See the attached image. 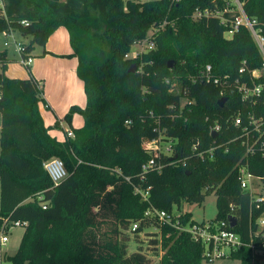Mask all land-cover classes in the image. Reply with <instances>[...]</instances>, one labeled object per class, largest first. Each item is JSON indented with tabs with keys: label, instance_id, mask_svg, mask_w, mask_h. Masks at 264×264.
<instances>
[{
	"label": "trees",
	"instance_id": "trees-1",
	"mask_svg": "<svg viewBox=\"0 0 264 264\" xmlns=\"http://www.w3.org/2000/svg\"><path fill=\"white\" fill-rule=\"evenodd\" d=\"M2 1L0 33L12 28L28 38L30 54L37 46L45 47L60 27L68 30L87 97L85 109L73 107L65 117L71 125L73 115L79 113L84 126L73 130L74 138L58 141L49 134L40 112L44 101L40 84L32 76L9 78L8 53L0 52V229L7 218L29 223L11 263L151 264L142 248L129 253L128 239L122 237L138 222L134 234L157 229L147 236L158 264H203L201 242L187 232L160 228L145 213L151 207L171 213L181 210L183 203L201 205L214 194L217 216L212 223L230 224L234 219L231 230L247 244L229 257L241 264H260L263 259L249 245L264 247L257 223L264 207L255 210L250 194L241 189L236 167L245 149L239 140L231 142L239 134L232 117L241 97L229 94L221 107L220 88L188 81L207 65L216 74L232 76L238 75L244 62L250 71L261 66L262 55L247 29L227 39L229 26L220 19L193 18L197 9L222 8L224 0ZM239 2L258 21L264 36V0ZM25 20L28 26L21 24ZM161 24L164 28L152 37L155 48L127 58L133 45ZM172 61L175 67L169 69ZM133 64L138 68L131 73ZM167 78L188 84L193 105L180 109L181 96L169 92ZM249 111L264 118V89ZM215 122L222 127L216 140L210 135ZM158 126L177 140L174 156L179 161L164 156L161 172L143 173V165L152 157L144 145L158 138ZM194 145L202 151L215 147L214 158L201 161L192 154ZM52 158L60 159L68 172L57 187L44 168ZM249 169L264 178V158L251 157ZM136 187L149 192L148 200L135 193ZM38 194L49 202L47 210L38 203ZM183 215L184 224L192 221L190 213Z\"/></svg>",
	"mask_w": 264,
	"mask_h": 264
},
{
	"label": "built area",
	"instance_id": "built-area-1",
	"mask_svg": "<svg viewBox=\"0 0 264 264\" xmlns=\"http://www.w3.org/2000/svg\"><path fill=\"white\" fill-rule=\"evenodd\" d=\"M0 9L4 14L5 9L2 0H0ZM193 18L195 20L203 18L220 19L221 24L229 26V31L225 34L227 39H231L235 33L239 32L242 28L247 29L252 35L262 55L263 59L259 68L250 71L244 62L237 76L216 74L213 67L211 65H207L205 68L199 69L195 75H190L188 77L190 84L203 82L206 84H213L220 88L221 98H227L228 100L229 94H235L241 97V106L232 117V125L239 130V134L231 141L233 142L239 140L241 146L245 149L244 157L236 167L238 180L241 189L250 194L252 207L255 210H262L264 207V178L256 176L250 171L249 159L256 155H260L264 158V118H257L254 112L249 111V109L257 105L264 89L263 83L257 82L258 80L264 81L263 30L259 27L256 19L250 18L245 13L243 5L239 2V0H224L222 8L217 6L215 9H197L194 12ZM21 24L23 26H28L29 22L25 20L22 21ZM164 26L165 24H161L159 28L152 30L146 39L136 42L133 45L132 52L127 55V58H137L142 54L153 50L155 45L152 37L164 28ZM0 34L3 38L9 41L5 43L6 46L11 44V46L14 47L19 56V64L27 69L30 68L34 59L32 54L27 51L28 44L24 43L25 38L12 28L3 31ZM136 47L143 50L140 52L136 51L134 50ZM166 84L169 86L170 93L181 96V110H183L185 106L193 105L194 101L189 97L188 84H184L182 80L170 78L166 79ZM39 87L41 89L40 85ZM153 116L154 114L151 113V117ZM160 120V118L157 119V123L159 125ZM126 124H130V122L126 121ZM221 130L222 127L218 122L211 124V137L214 132L218 133L219 137ZM156 131L158 133V138L153 141L146 142L144 145L145 149L149 151L152 157L146 164L143 165V173H147L152 170L161 172L163 164L160 162V159L164 156L173 157L175 155L177 140L167 135L166 128H160V126H158ZM66 137L74 138L75 134L73 130H67ZM220 146L222 147L224 144ZM215 149V147H211L208 150L202 151L199 150L198 145H194L192 154L196 155V157L201 161H206L214 158ZM177 161H179V159H177ZM182 163L186 165L185 160H182ZM44 168L50 176L54 187L59 186L68 177L67 169L60 159L52 158L44 163ZM117 173L121 174V171H117ZM142 178H144V176H142ZM126 180L130 181L129 178H126ZM149 189L150 188H148V190ZM135 193L141 195L143 199L148 200V191L144 192L140 188L136 187ZM29 201H34V198H31ZM37 201L44 210H47L49 202L45 201L43 194L37 195ZM182 215L183 214L175 213V211L169 213L157 210L153 207L145 213V217L155 219L160 228L168 226L175 228L180 232H187L191 235L193 240L201 242L204 245V260L210 263H214L218 259L226 258L230 256L232 251H237L242 247L247 246L241 237L231 230L230 224L226 221H222L217 224L190 221L188 224H184ZM257 223L262 232L260 235L264 238V212L258 218ZM28 225L29 223L27 221H13L9 218L4 220L2 228L0 229V264H12L10 261L12 256H8L5 251V248H7V245L10 242V229H26ZM138 229V222L133 223L130 227V231L132 233H136ZM249 246L252 248L255 255L264 260V247L258 248L254 243H251ZM226 249L229 250V252H227Z\"/></svg>",
	"mask_w": 264,
	"mask_h": 264
},
{
	"label": "crops",
	"instance_id": "crops-1",
	"mask_svg": "<svg viewBox=\"0 0 264 264\" xmlns=\"http://www.w3.org/2000/svg\"><path fill=\"white\" fill-rule=\"evenodd\" d=\"M6 42H4V46L12 48V46H6ZM1 51H7L8 53L10 63L6 75L9 78L21 80L31 78L17 75L15 65L19 64L18 55L11 57L8 49H1ZM31 54L35 56V60L33 66L30 67V71L19 65L26 69L29 76H32L41 86L44 101L40 103V112L46 127L50 128L49 134L58 141L64 142L67 139V130L81 129L85 124L84 117L76 113L73 115L71 125H68L65 121L66 115L73 107L85 109L87 106L84 83L77 75L78 58L72 56L73 49L70 44L68 30L65 27H60L49 38L45 47L37 46ZM1 124L0 115V135Z\"/></svg>",
	"mask_w": 264,
	"mask_h": 264
},
{
	"label": "rangeland",
	"instance_id": "rangeland-1",
	"mask_svg": "<svg viewBox=\"0 0 264 264\" xmlns=\"http://www.w3.org/2000/svg\"><path fill=\"white\" fill-rule=\"evenodd\" d=\"M124 1H126V2L127 1L147 2V1H151V0H124ZM5 41L9 42L7 39L3 38L2 35L0 34V50L1 49H8L11 57H14L15 55L17 56L18 54L16 53L13 46H12V48H6L4 46ZM28 42H29V39L26 40V38H25L24 43L28 44ZM10 46H11V44L9 45V47ZM134 50L140 52L143 49L136 47ZM32 57L35 60V56L32 55ZM15 66H16L15 70L17 72V75H21V76L23 75L25 77H30L29 74L27 73L26 69H23L19 64L15 65ZM21 68H22V70H21ZM67 127H69V126H67ZM0 193H1V187H0ZM174 211H175V213H178V214L190 213L192 216V221H195L197 223H203V222L208 223V224L212 223L217 216L216 196L214 194L207 196L205 201L201 205H198V204L191 205L189 203H183L181 210L175 209ZM184 216L185 215H182V217H184ZM24 232H25L24 228H11L10 229V231H9L10 242L8 243L7 248H5L6 254L8 256H10V257L14 256L17 253ZM150 232H157V229L150 228L149 230L145 231L144 233H141L138 235L132 233L130 230L123 231L122 237L123 238L125 237L128 239L127 244H128L129 253L137 252L140 250V248H142L143 253L150 258L151 264H158L159 258L156 255V251L152 247H148L149 242L151 240V237L147 236V234ZM226 251L229 252V250H227V249H226ZM203 264H240V262H239V260L232 259L228 256L226 258L218 259L214 263H210V262H207L204 260ZM260 264H264V260H262L260 262Z\"/></svg>",
	"mask_w": 264,
	"mask_h": 264
},
{
	"label": "water",
	"instance_id": "water-1",
	"mask_svg": "<svg viewBox=\"0 0 264 264\" xmlns=\"http://www.w3.org/2000/svg\"><path fill=\"white\" fill-rule=\"evenodd\" d=\"M169 69H174V67H175V62H170L169 63ZM137 68H138V66L136 65V64H133L132 66H131V68H130V70H129V72H131V73H134V72H136L137 71ZM226 102H227V98H222V99H220L219 100V105L221 106V107H223L225 104H226ZM218 137V133H212V138H217ZM176 159H178V155H176V156H174L173 158H172V161H175ZM231 227H234L235 226V220L234 219H232L231 220Z\"/></svg>",
	"mask_w": 264,
	"mask_h": 264
},
{
	"label": "bare ground",
	"instance_id": "bare-ground-1",
	"mask_svg": "<svg viewBox=\"0 0 264 264\" xmlns=\"http://www.w3.org/2000/svg\"><path fill=\"white\" fill-rule=\"evenodd\" d=\"M218 138V137H217ZM216 139V138H215Z\"/></svg>",
	"mask_w": 264,
	"mask_h": 264
}]
</instances>
